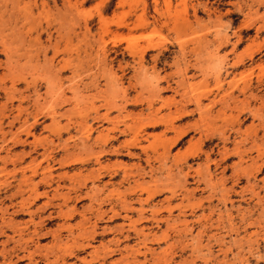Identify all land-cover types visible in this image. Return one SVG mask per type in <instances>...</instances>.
<instances>
[{"label": "rangeland", "instance_id": "374dc122", "mask_svg": "<svg viewBox=\"0 0 264 264\" xmlns=\"http://www.w3.org/2000/svg\"><path fill=\"white\" fill-rule=\"evenodd\" d=\"M0 264H264V0H0Z\"/></svg>", "mask_w": 264, "mask_h": 264}, {"label": "bare ground", "instance_id": "6f19581e", "mask_svg": "<svg viewBox=\"0 0 264 264\" xmlns=\"http://www.w3.org/2000/svg\"><path fill=\"white\" fill-rule=\"evenodd\" d=\"M194 12V11H193ZM238 39V38H237Z\"/></svg>", "mask_w": 264, "mask_h": 264}]
</instances>
